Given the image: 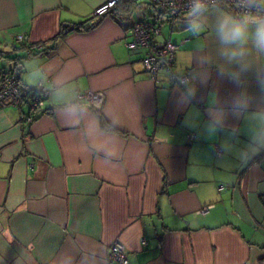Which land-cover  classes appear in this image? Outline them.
<instances>
[{
    "label": "crops",
    "instance_id": "obj_1",
    "mask_svg": "<svg viewBox=\"0 0 264 264\" xmlns=\"http://www.w3.org/2000/svg\"><path fill=\"white\" fill-rule=\"evenodd\" d=\"M107 1L0 0V76L49 91L30 123L25 106L0 107V264H114L107 255L117 238L128 264H264V126L229 115L239 127L229 151L223 133L203 134L206 115L187 126L175 106L183 85L165 70L153 78L145 50L126 47L133 23L164 19L138 12L142 3L74 29ZM224 15L242 16L211 6L197 33L184 12L170 30L179 39L157 38L176 45L172 72L210 75L207 85L196 82L201 113L214 92L224 101L238 91L218 75ZM88 91L104 93L101 117L78 100Z\"/></svg>",
    "mask_w": 264,
    "mask_h": 264
},
{
    "label": "clouds",
    "instance_id": "obj_2",
    "mask_svg": "<svg viewBox=\"0 0 264 264\" xmlns=\"http://www.w3.org/2000/svg\"><path fill=\"white\" fill-rule=\"evenodd\" d=\"M258 3L264 6V0H258ZM206 10L204 0H194L187 17L191 31L198 33L202 29L201 18ZM216 33L221 45L219 55L223 61L219 65L218 75L226 77L238 91L224 101L214 92L213 99L206 105L204 113H201L193 107V101L198 94L196 82L207 85L210 79L205 71L201 75L181 80L183 90L175 96V106L177 111L185 112L189 122L187 126L199 127L200 125H193L192 121L206 115L207 120L202 122L203 134L208 139H216L219 133H223L221 148L229 151L234 147L232 140L239 132L238 126L228 124L229 115L237 120L252 121L256 126H264V14L255 11L240 18L224 15L217 22ZM252 140L260 143L255 136ZM237 142L240 141L237 139ZM243 143L246 148L238 150L242 159L247 155L246 149L251 147L247 141ZM251 150L254 155H258L260 148Z\"/></svg>",
    "mask_w": 264,
    "mask_h": 264
},
{
    "label": "built area",
    "instance_id": "obj_3",
    "mask_svg": "<svg viewBox=\"0 0 264 264\" xmlns=\"http://www.w3.org/2000/svg\"><path fill=\"white\" fill-rule=\"evenodd\" d=\"M118 0H108L107 3L96 8L93 18L90 23L99 16L104 14L107 9L112 7ZM139 3H150L157 7L159 12L169 19L174 21L175 18L184 12H189V9L194 0H133ZM207 7L209 6H221L224 8H230L239 15H244L249 12L259 11L264 14V6H260L258 2H250V0H204ZM130 36V40L126 43V47L129 50L144 49L145 55L143 62L146 70L155 78L159 71H168L175 59V51L172 44L168 42L159 43L156 42L160 36L161 31L158 25L153 24L148 20H139L132 24V26L126 31ZM16 42H22L24 40L23 34H17ZM40 49V46L38 47ZM175 79L181 83L182 79L188 78V75L178 76L173 74ZM39 92L43 97H47L49 94L48 89L43 82H40L37 86ZM28 93V88L19 84L17 75L14 73H3L0 81V107H22L25 103L23 97ZM78 100H88L95 108L100 109L104 101L103 92L88 91L85 94H78ZM27 112L24 115V120L30 123L36 119V117L44 109V101L35 95L32 100L26 105ZM189 138H193V134L188 135ZM214 150L217 155L220 154V149L217 145L214 146ZM147 240L141 239V245L145 246ZM108 263L114 264H128L127 249L120 239H115L109 248L107 255Z\"/></svg>",
    "mask_w": 264,
    "mask_h": 264
},
{
    "label": "trees",
    "instance_id": "obj_4",
    "mask_svg": "<svg viewBox=\"0 0 264 264\" xmlns=\"http://www.w3.org/2000/svg\"><path fill=\"white\" fill-rule=\"evenodd\" d=\"M140 4H142V3H139V2H135V1H133V0H118L112 7H110L109 9H107V11L104 13V14H102V15H105V14H110V15H113V13H117V14H125V13H130V12H132L133 10H135ZM146 4H148L149 6H151V8H152V14H151V16L153 17V18H155V19H163V18H166L165 16H163L160 12H159V10L157 9V7L155 6V5H153V4H150V3H146ZM209 7H211V6H209ZM209 7H207V8H209ZM118 12H120V13H118ZM112 13V14H111ZM236 13V12H235ZM181 14V13H180ZM179 14V15H180ZM237 14V13H236ZM115 15V14H114ZM178 17V16H177ZM176 17V18H177ZM92 18L93 17H91L90 19H88L87 21H85V22H82V23H79V24H77L75 27H74V29H77V30H83V29H88V28H91V27H94L97 23H98V21H94V22H92V23H90L91 22V20H92ZM97 19V18H96ZM168 21H169V19L168 18H166ZM156 21H153L152 23L153 24H156L155 23ZM157 25V24H156ZM63 30V29H62ZM61 32H63V31H61ZM61 32H60V34H61ZM185 40H182L181 41V43H183ZM156 42H158L157 40H156ZM167 42V41H166ZM165 42V43H166ZM170 43V42H169ZM32 45H29L28 47L30 48ZM34 46L36 47V49H39L38 47L40 46V50H42L43 49V45L41 44V43H36V44H34ZM172 47L174 48V51H175V59H176V45L175 44H172ZM175 59H174V61H173V64H172V67H173V65H174V63H175ZM172 67L168 70L169 72H171L172 73V76H173V74H175L174 72H172ZM3 73H6V72H2L1 73V76H2V74ZM8 73H12V72H8ZM175 75H177V74H175ZM1 76H0V81H1ZM178 76H182V75H178ZM18 77V76H17ZM18 80H19V77H18ZM19 84H20V81H19ZM21 85V84H20ZM21 86H23V85H21ZM23 87H26L25 85L23 86ZM26 88H28V93L23 97V100H24V104H23V106H25V107H27L26 105L32 100V98L35 96V95H37L40 99H42L43 101H45L46 99H47V97H43L42 95H41V93L39 92V90H38V88H37V86L36 87H31V88H29V87H26ZM45 111V109H43L42 111H41V113L40 114H42V112H44ZM95 111H96V113L98 114V116H100L101 117V110L100 109H98V108H95ZM39 114V115H40ZM38 115V116H39ZM37 116V117H38ZM36 117V118H37ZM262 156H264V153H260L259 155H258V157H262ZM259 199H260V202L262 203V205H264V195H261L260 197H259Z\"/></svg>",
    "mask_w": 264,
    "mask_h": 264
},
{
    "label": "rangeland",
    "instance_id": "obj_5",
    "mask_svg": "<svg viewBox=\"0 0 264 264\" xmlns=\"http://www.w3.org/2000/svg\"><path fill=\"white\" fill-rule=\"evenodd\" d=\"M151 9H152L151 6H149L148 4L145 3L142 6V8H139L137 11L139 12V11L142 10V12H145V14L147 15L149 13V11H151ZM149 19L151 20V19H153V17H149ZM163 19H164L163 22H161V21L158 22L159 23V26H160V29H161V35L160 36L163 39H168L170 37V34L172 33V37H171L172 40L179 39L180 38V35H179L180 33H178L176 30L173 31V32L171 31V33H170L171 25L174 26V21H168L166 18H163ZM177 26L178 25H176L175 28Z\"/></svg>",
    "mask_w": 264,
    "mask_h": 264
}]
</instances>
